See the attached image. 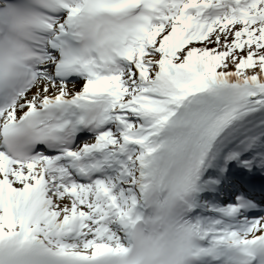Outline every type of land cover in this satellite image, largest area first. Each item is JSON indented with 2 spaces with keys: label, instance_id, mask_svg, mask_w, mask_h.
<instances>
[{
  "label": "snow or ice",
  "instance_id": "1",
  "mask_svg": "<svg viewBox=\"0 0 264 264\" xmlns=\"http://www.w3.org/2000/svg\"><path fill=\"white\" fill-rule=\"evenodd\" d=\"M152 208L264 264V0H0V264H129Z\"/></svg>",
  "mask_w": 264,
  "mask_h": 264
},
{
  "label": "clouds",
  "instance_id": "2",
  "mask_svg": "<svg viewBox=\"0 0 264 264\" xmlns=\"http://www.w3.org/2000/svg\"><path fill=\"white\" fill-rule=\"evenodd\" d=\"M192 237L167 213L152 208L133 231L129 264H187Z\"/></svg>",
  "mask_w": 264,
  "mask_h": 264
},
{
  "label": "bare ground",
  "instance_id": "3",
  "mask_svg": "<svg viewBox=\"0 0 264 264\" xmlns=\"http://www.w3.org/2000/svg\"><path fill=\"white\" fill-rule=\"evenodd\" d=\"M210 171H213L214 172L215 170H210Z\"/></svg>",
  "mask_w": 264,
  "mask_h": 264
}]
</instances>
